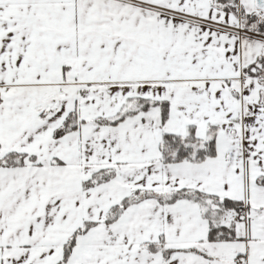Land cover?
Instances as JSON below:
<instances>
[{"label":"snow or ice","instance_id":"obj_1","mask_svg":"<svg viewBox=\"0 0 264 264\" xmlns=\"http://www.w3.org/2000/svg\"><path fill=\"white\" fill-rule=\"evenodd\" d=\"M0 264H264V0H0Z\"/></svg>","mask_w":264,"mask_h":264}]
</instances>
